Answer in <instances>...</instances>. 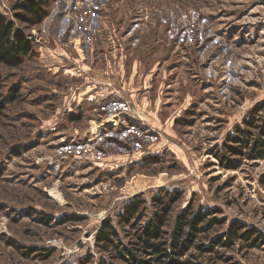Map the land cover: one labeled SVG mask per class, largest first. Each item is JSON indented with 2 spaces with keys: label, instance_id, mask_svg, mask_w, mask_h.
<instances>
[{
  "label": "rangeland",
  "instance_id": "obj_1",
  "mask_svg": "<svg viewBox=\"0 0 264 264\" xmlns=\"http://www.w3.org/2000/svg\"><path fill=\"white\" fill-rule=\"evenodd\" d=\"M19 1L0 0V14L14 19ZM44 8L20 25L32 52L1 73L0 264L113 262L102 225L127 244L175 192L167 231L190 206L206 215L181 264H264V158L227 149L239 128L250 148L264 131V0ZM134 198L137 225L118 226Z\"/></svg>",
  "mask_w": 264,
  "mask_h": 264
},
{
  "label": "trees",
  "instance_id": "obj_2",
  "mask_svg": "<svg viewBox=\"0 0 264 264\" xmlns=\"http://www.w3.org/2000/svg\"><path fill=\"white\" fill-rule=\"evenodd\" d=\"M47 1L49 0L17 2L13 8L14 19L0 14V83L2 68H19L24 63V58L32 52L33 42L20 25L32 27L41 24L48 16L44 8ZM246 125L252 126L249 122ZM237 132L244 138H231L229 142L238 146H228L229 152L237 155L242 153L241 149H248L251 151V159L264 158V131L251 148L247 131L239 128ZM232 163L231 167H235L236 164ZM178 195V192H175L172 197L169 194L165 197H155L154 206L159 208L158 212L127 244L120 240L113 220H107L97 234L96 245L101 247L104 253H111L113 262L103 259L99 264H181L180 260L197 246L199 234L204 231L199 225L206 215L192 216L190 206L177 215L171 232L167 231L174 205L181 199ZM167 197L170 198L167 200ZM143 205L144 201L139 198L128 202L123 213L118 216V226L135 227ZM227 236L229 241L226 244L237 239L239 237L237 229L232 228ZM242 238L246 241L252 239L250 232L244 233ZM258 239L252 240V246L258 245L256 244ZM199 248L203 250V247Z\"/></svg>",
  "mask_w": 264,
  "mask_h": 264
},
{
  "label": "crops",
  "instance_id": "obj_3",
  "mask_svg": "<svg viewBox=\"0 0 264 264\" xmlns=\"http://www.w3.org/2000/svg\"><path fill=\"white\" fill-rule=\"evenodd\" d=\"M3 5H0V13H5L6 11L4 10V6L2 7ZM4 11V12H3Z\"/></svg>",
  "mask_w": 264,
  "mask_h": 264
},
{
  "label": "built area",
  "instance_id": "obj_4",
  "mask_svg": "<svg viewBox=\"0 0 264 264\" xmlns=\"http://www.w3.org/2000/svg\"><path fill=\"white\" fill-rule=\"evenodd\" d=\"M121 111H123V112H128V110L125 109V106H124V105L121 106Z\"/></svg>",
  "mask_w": 264,
  "mask_h": 264
},
{
  "label": "bare ground",
  "instance_id": "obj_5",
  "mask_svg": "<svg viewBox=\"0 0 264 264\" xmlns=\"http://www.w3.org/2000/svg\"><path fill=\"white\" fill-rule=\"evenodd\" d=\"M53 197H55V194L53 195Z\"/></svg>",
  "mask_w": 264,
  "mask_h": 264
}]
</instances>
